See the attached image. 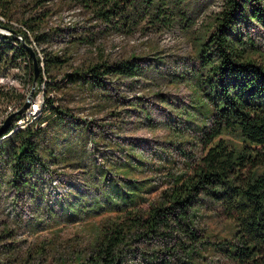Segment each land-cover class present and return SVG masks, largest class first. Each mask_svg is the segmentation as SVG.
Returning a JSON list of instances; mask_svg holds the SVG:
<instances>
[{
	"label": "rangeland",
	"instance_id": "1",
	"mask_svg": "<svg viewBox=\"0 0 264 264\" xmlns=\"http://www.w3.org/2000/svg\"><path fill=\"white\" fill-rule=\"evenodd\" d=\"M7 5L0 10V32L27 35L24 43L32 50L33 61L26 60L19 68L0 66L1 125L10 115L21 114L28 100L35 104L52 97L68 120L57 122L51 117L50 126L35 119L43 131L42 155L59 160L47 163V191H52L55 204L59 195L61 200H74L73 185L84 190L76 192L72 210L77 217L69 219L56 205L53 216L29 197L16 196L7 183L9 175L3 178L0 264H73L91 253L111 222L119 220V214L110 209L93 213L114 199L110 187L118 182L128 185L126 179L149 178L144 183L148 201L140 204L148 208L170 187V173L189 169V163L203 155L197 131L206 122L201 110L207 114L211 105L196 87L195 73L202 44L214 30L225 0H170L165 12L143 0L128 7L125 15L108 20L97 13L93 0H13ZM249 33L257 36L259 27L252 25ZM258 42L264 43L259 38ZM46 54L67 61L45 72L40 55ZM133 57L143 59V69L132 77H112L106 91L87 89V84L70 82L66 76L87 71L96 63ZM205 102L206 107L199 108ZM15 116L12 122L19 118ZM122 149L143 157L147 164L120 165L126 155ZM52 180H56V191ZM199 215L198 227L213 240L233 235L234 223L216 206H204ZM139 235L129 236V245L138 254L164 250V242ZM202 255L195 264H236L214 251ZM170 259L171 264L181 263L180 258Z\"/></svg>",
	"mask_w": 264,
	"mask_h": 264
},
{
	"label": "trees",
	"instance_id": "2",
	"mask_svg": "<svg viewBox=\"0 0 264 264\" xmlns=\"http://www.w3.org/2000/svg\"><path fill=\"white\" fill-rule=\"evenodd\" d=\"M12 1L0 0V10ZM93 1L98 6L97 13L108 20L125 15L128 7L134 8L143 0ZM144 1L164 12L170 4V0ZM28 24L33 28L32 22ZM252 25L259 27L255 37L249 33ZM12 32L9 35L0 32V66L19 68L26 60L33 61V53L19 40V34ZM258 38L264 42V0H225L214 30L202 44L200 67L195 73L196 87L211 105L207 114L201 110L206 122L197 131L203 155L189 163V169L170 173V187L148 208L140 204L148 201L144 195L148 187L144 183L149 178L126 179L128 185L118 182L110 187L108 190L114 199L109 198L106 205L99 206L93 213L101 214L110 209L119 214V220L111 222L110 228L92 246L91 253L79 256L73 264H171L170 257L180 258V264H195L197 257L204 258L202 252L207 251L217 252L236 264H264V43H259ZM258 55L263 56V60L257 59ZM66 61L58 55L46 54L43 69L50 71ZM142 62V58L133 57L114 63H96L87 71H74L66 76L70 82L87 84V89L106 91L112 85V77L138 75L143 69ZM53 83L58 87L57 82ZM205 107L206 102L199 108ZM63 113L52 97L45 96L36 120L39 118V123L51 126V117L57 122L68 120ZM36 120L25 128L11 121L9 129L0 135V185L9 175L7 183L16 196L29 197L40 208L48 210V214L56 212V205L67 218H75L77 214L72 208L83 186L82 189L72 186L74 200H61L62 195L58 194L52 204V191H47L44 172L49 161L55 163L58 159L50 160L42 155L43 131L35 125ZM149 120L154 119L150 116ZM71 121L76 123L77 119L72 117ZM81 122L79 119L78 123ZM123 150L126 155L122 156L120 165L134 164L136 168L147 164L143 157ZM55 183L56 180H52L53 191H56ZM209 204L234 223L231 237L213 240L198 227L200 210ZM137 233L139 238L164 242L166 252L151 249L138 254V249L129 245L130 234L132 237ZM162 253H166L165 256H161Z\"/></svg>",
	"mask_w": 264,
	"mask_h": 264
},
{
	"label": "built area",
	"instance_id": "3",
	"mask_svg": "<svg viewBox=\"0 0 264 264\" xmlns=\"http://www.w3.org/2000/svg\"><path fill=\"white\" fill-rule=\"evenodd\" d=\"M1 33L8 34V35L11 34L7 31H5V32L3 31ZM18 38L22 42H24V40H25L24 36H22V34H19ZM44 58L45 57L43 55H40L42 67H44ZM44 102H45V97L39 103L33 104V102H31V108L28 109L26 111V113L22 112L21 114L15 116V117H19L18 119L15 120V122H17L18 127L25 128L28 124L32 123L40 114V111H41V108H42V105L44 104ZM11 111H12V109H11ZM2 122L3 121L1 120L0 126H2L1 125Z\"/></svg>",
	"mask_w": 264,
	"mask_h": 264
},
{
	"label": "water",
	"instance_id": "4",
	"mask_svg": "<svg viewBox=\"0 0 264 264\" xmlns=\"http://www.w3.org/2000/svg\"><path fill=\"white\" fill-rule=\"evenodd\" d=\"M38 76V71H36V77ZM27 108H31V102L30 100H28L25 105L24 108L20 111V113H22L24 110H26ZM15 116V114H12L8 117V119L6 120V122L0 127V135L4 134L10 127L11 125V121L12 118Z\"/></svg>",
	"mask_w": 264,
	"mask_h": 264
}]
</instances>
